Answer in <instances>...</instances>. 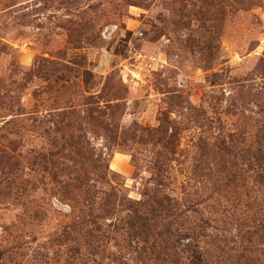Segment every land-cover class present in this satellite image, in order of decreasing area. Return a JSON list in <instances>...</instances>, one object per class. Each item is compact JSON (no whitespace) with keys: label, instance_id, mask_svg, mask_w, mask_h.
Returning a JSON list of instances; mask_svg holds the SVG:
<instances>
[{"label":"rangeland","instance_id":"1","mask_svg":"<svg viewBox=\"0 0 264 264\" xmlns=\"http://www.w3.org/2000/svg\"><path fill=\"white\" fill-rule=\"evenodd\" d=\"M262 157L264 0H0V264H230Z\"/></svg>","mask_w":264,"mask_h":264},{"label":"trees","instance_id":"2","mask_svg":"<svg viewBox=\"0 0 264 264\" xmlns=\"http://www.w3.org/2000/svg\"><path fill=\"white\" fill-rule=\"evenodd\" d=\"M262 158L264 159V157ZM262 161L264 162V160ZM143 216H145V214H135V223H133L134 225L131 224V226H137L142 231L145 228V224H143V222H146V218H143ZM255 237L259 238L260 242H263L259 244H264V225H260V228L253 232H246L243 241L247 244V246L242 249L239 247L233 250L230 264H259L258 257L256 256L258 250L256 247L252 246V242Z\"/></svg>","mask_w":264,"mask_h":264}]
</instances>
